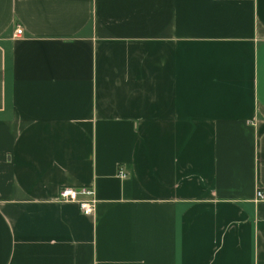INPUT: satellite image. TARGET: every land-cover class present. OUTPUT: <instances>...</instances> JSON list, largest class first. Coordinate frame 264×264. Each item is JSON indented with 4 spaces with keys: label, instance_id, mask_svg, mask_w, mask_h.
<instances>
[{
    "label": "crops",
    "instance_id": "1",
    "mask_svg": "<svg viewBox=\"0 0 264 264\" xmlns=\"http://www.w3.org/2000/svg\"><path fill=\"white\" fill-rule=\"evenodd\" d=\"M258 191L264 0H0V264H264Z\"/></svg>",
    "mask_w": 264,
    "mask_h": 264
},
{
    "label": "built area",
    "instance_id": "2",
    "mask_svg": "<svg viewBox=\"0 0 264 264\" xmlns=\"http://www.w3.org/2000/svg\"><path fill=\"white\" fill-rule=\"evenodd\" d=\"M23 29L17 27L16 36L21 37ZM257 199L263 200L264 193L258 191ZM58 201L60 203H76L84 216H93L96 211L97 200L91 187H68L63 186L59 190Z\"/></svg>",
    "mask_w": 264,
    "mask_h": 264
}]
</instances>
